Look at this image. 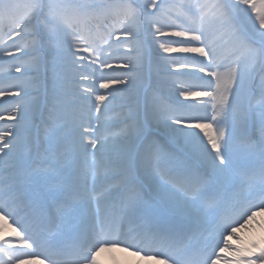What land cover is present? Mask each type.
I'll return each instance as SVG.
<instances>
[{"label": "snow or ice", "instance_id": "snow-or-ice-1", "mask_svg": "<svg viewBox=\"0 0 264 264\" xmlns=\"http://www.w3.org/2000/svg\"><path fill=\"white\" fill-rule=\"evenodd\" d=\"M258 214L264 0H0V264H264Z\"/></svg>", "mask_w": 264, "mask_h": 264}, {"label": "bare ground", "instance_id": "bare-ground-1", "mask_svg": "<svg viewBox=\"0 0 264 264\" xmlns=\"http://www.w3.org/2000/svg\"><path fill=\"white\" fill-rule=\"evenodd\" d=\"M194 101L195 98H193L192 102ZM238 235L245 242L249 240L259 241L261 238H264V216L261 217L257 222L249 225L247 229L239 232ZM232 243L236 244L237 241L233 240ZM97 259L99 264H133L122 253L112 248H107L101 251Z\"/></svg>", "mask_w": 264, "mask_h": 264}]
</instances>
